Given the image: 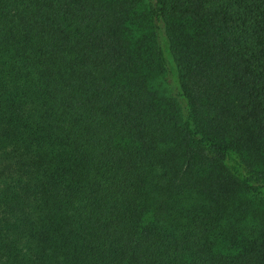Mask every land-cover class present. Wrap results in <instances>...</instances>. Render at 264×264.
Returning a JSON list of instances; mask_svg holds the SVG:
<instances>
[{"label": "trees", "instance_id": "trees-1", "mask_svg": "<svg viewBox=\"0 0 264 264\" xmlns=\"http://www.w3.org/2000/svg\"><path fill=\"white\" fill-rule=\"evenodd\" d=\"M140 2L0 0V264H264V0Z\"/></svg>", "mask_w": 264, "mask_h": 264}, {"label": "rangeland", "instance_id": "rangeland-1", "mask_svg": "<svg viewBox=\"0 0 264 264\" xmlns=\"http://www.w3.org/2000/svg\"><path fill=\"white\" fill-rule=\"evenodd\" d=\"M145 0H142V2L139 3V9L141 10L144 7ZM160 86H158V88L164 91V93L168 96H174V89L172 86V83L170 82V80L168 78H166V81L160 80ZM177 100V99H176ZM177 102L179 103L180 107H183V104L181 103L180 100H177Z\"/></svg>", "mask_w": 264, "mask_h": 264}]
</instances>
